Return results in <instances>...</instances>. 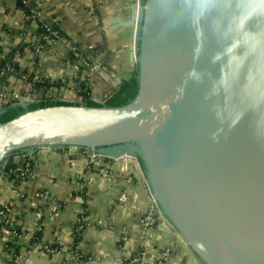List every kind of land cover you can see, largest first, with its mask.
I'll list each match as a JSON object with an SVG mask.
<instances>
[{
  "label": "water",
  "instance_id": "1",
  "mask_svg": "<svg viewBox=\"0 0 264 264\" xmlns=\"http://www.w3.org/2000/svg\"><path fill=\"white\" fill-rule=\"evenodd\" d=\"M128 4L130 17L111 21L135 30L134 98L0 122V168L35 147L132 157L155 213L202 264H264V0Z\"/></svg>",
  "mask_w": 264,
  "mask_h": 264
},
{
  "label": "crops",
  "instance_id": "2",
  "mask_svg": "<svg viewBox=\"0 0 264 264\" xmlns=\"http://www.w3.org/2000/svg\"><path fill=\"white\" fill-rule=\"evenodd\" d=\"M30 1L63 34L44 46L34 42L17 61L33 76L56 83L52 88L63 99L75 102L89 88L90 96L98 93L105 101L133 74L135 30L114 28L111 21L130 17L131 0ZM22 24L17 0H0V58L30 40L27 34L21 38ZM4 79L26 91L19 79ZM7 161L19 176L11 182L0 171V205L11 202L9 220L21 233H0V264H118L139 252L145 253L143 264H202L155 213L132 157L58 146L12 153ZM81 217L87 220L82 231ZM4 219L0 211V225ZM45 244L54 249L46 251Z\"/></svg>",
  "mask_w": 264,
  "mask_h": 264
},
{
  "label": "trees",
  "instance_id": "3",
  "mask_svg": "<svg viewBox=\"0 0 264 264\" xmlns=\"http://www.w3.org/2000/svg\"><path fill=\"white\" fill-rule=\"evenodd\" d=\"M141 1L142 3H144L145 0H141ZM27 2L28 3L25 4L23 0H17V7L22 11L23 19L25 18L20 28L21 38L23 39L26 36L25 29L28 27H31L32 28L31 35H30L31 41L29 40L28 42H26L23 40L19 42V44L15 46L14 48H12L6 56H4L3 58H0V71L2 69H5L7 67V64H9L13 70L15 69L16 72L29 76V78L31 79L33 75L29 73L25 68L23 69V67L18 63L17 60H13L15 53L18 52L19 56L22 58V56L25 55L26 49H31L32 46L35 45L34 42L40 43L42 46H44L47 40L44 39L43 37L49 34L50 30L57 32L58 36L63 33L60 32L56 24L51 25L44 19L41 21H38L37 23L35 22V24H32L33 23L32 20L27 17H30L33 12L40 13V9L37 8V6L33 4L32 1L27 0ZM47 28H49V30ZM16 72L9 71L5 74V76L4 75L1 76V78H13L14 80H17L19 75ZM44 83L46 84L45 85L46 87L51 86V85L57 87L56 83L49 82V81L47 82V79H45L44 82L37 83L36 86L38 87V85H43ZM137 89H138V81H137V70L135 67L133 74L129 78L121 80L117 90L113 92L103 103H96L91 99L89 88H87L84 91H79L78 94H79L80 101L77 100L75 102H72L69 100H63L59 98H52V99L45 98L38 102H30L27 106H22L18 103H4L0 106V122L8 121L16 117L17 115L24 113L27 110L35 109L38 107L49 106V105L82 103V104L89 105V106H100V105L120 106V105H124L130 102L136 95ZM62 148L67 149L69 147L64 146ZM21 151L22 150L14 151L13 154L19 153ZM10 169H14V168L8 161H6L4 166L0 168V171L8 172ZM10 210H11V206L8 209L5 207V205H0V211L3 213L4 217L6 218L1 223L0 226H6L10 230H13L17 232L18 234H20L21 232L19 231V229L16 226H14L9 220L10 216H9L8 211ZM35 243H38V241H35ZM50 247L54 249V246L50 245Z\"/></svg>",
  "mask_w": 264,
  "mask_h": 264
},
{
  "label": "built area",
  "instance_id": "4",
  "mask_svg": "<svg viewBox=\"0 0 264 264\" xmlns=\"http://www.w3.org/2000/svg\"><path fill=\"white\" fill-rule=\"evenodd\" d=\"M23 1L25 4L28 3L27 0H23ZM27 18L32 20V22H33V23L31 22L32 24H35V22L37 23L38 21L43 20L41 14L37 13V12H33L32 15L30 17H27ZM24 19H23V21H24ZM47 29L49 30V28H47ZM31 30H32L31 27L26 28L25 32H27L26 34L28 36L31 35ZM57 37H58L57 32L50 30L49 34L45 35L43 38L46 39L47 41L51 42L52 40L56 39ZM38 48H40V46L36 47V49H38ZM17 59H20L18 52L15 53L13 60H17ZM76 68H77V66H76ZM9 71L16 72L15 69L13 70L9 64H7V67L5 69H2L0 71V106L4 103L21 102L24 99L27 101L43 100L45 98L46 99H52V98L63 99L61 96H59L56 93L55 88H52V85L46 87L45 86L46 84L44 83L43 85H38V87L36 86L37 83L44 82L45 81L44 78H42V77L39 78L38 76H33L30 79L29 76H26V75L21 74L19 72H16L19 75L17 79H19L21 83H24L27 85V87L25 89L26 91H24V93L20 92L17 89V87L12 89V86H9L8 83H6L4 81L5 79L1 78V76H3V75L5 76V74ZM47 82H48V80H47ZM30 90H32V92H30ZM63 100H66V99H63ZM27 167L28 168L26 169L24 174H26V173L29 174V172H30L28 165H27ZM5 176L11 182H14L15 179L19 175H16L15 170L10 169ZM10 206H12L11 202H9L8 204H5V207L8 209ZM150 219H151L150 216L147 215L146 220L150 221ZM86 221H87L86 217H81L80 219H78L77 230H82L83 226L86 225ZM0 233H4V234L10 235L12 237H14V236L16 237V236L20 235L17 232L10 230L6 226H0ZM43 247L45 248L46 251H52L53 250L49 244H45ZM144 259H145V253L139 252L138 254H135L132 257L120 259L118 264H143Z\"/></svg>",
  "mask_w": 264,
  "mask_h": 264
},
{
  "label": "rangeland",
  "instance_id": "5",
  "mask_svg": "<svg viewBox=\"0 0 264 264\" xmlns=\"http://www.w3.org/2000/svg\"><path fill=\"white\" fill-rule=\"evenodd\" d=\"M78 101H80L79 97H78Z\"/></svg>",
  "mask_w": 264,
  "mask_h": 264
},
{
  "label": "flooded vegetation",
  "instance_id": "6",
  "mask_svg": "<svg viewBox=\"0 0 264 264\" xmlns=\"http://www.w3.org/2000/svg\"><path fill=\"white\" fill-rule=\"evenodd\" d=\"M91 97V96H90Z\"/></svg>",
  "mask_w": 264,
  "mask_h": 264
}]
</instances>
